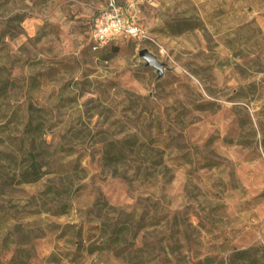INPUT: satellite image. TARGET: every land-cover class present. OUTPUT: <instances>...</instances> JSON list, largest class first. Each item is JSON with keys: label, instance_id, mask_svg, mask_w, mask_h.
<instances>
[{"label": "rangeland", "instance_id": "rangeland-1", "mask_svg": "<svg viewBox=\"0 0 264 264\" xmlns=\"http://www.w3.org/2000/svg\"><path fill=\"white\" fill-rule=\"evenodd\" d=\"M109 1L0 0V264H73L63 254L95 225L115 245L78 264H228L264 248V0H112L134 34L95 48ZM182 21L195 28L172 34ZM30 106L48 111L33 141ZM111 139L168 145L167 171L136 148L102 168ZM32 163L40 178L17 184Z\"/></svg>", "mask_w": 264, "mask_h": 264}, {"label": "trees", "instance_id": "trees-1", "mask_svg": "<svg viewBox=\"0 0 264 264\" xmlns=\"http://www.w3.org/2000/svg\"><path fill=\"white\" fill-rule=\"evenodd\" d=\"M172 34L180 35L190 29L195 28V25L188 23L187 21H182L171 27ZM48 114L47 110L44 109H34L32 106L29 107V118L27 123L24 125L23 128V137L28 141H33L34 139L38 138L44 131L45 124H46V116ZM137 149L136 151L138 153H141L143 155H149V153L156 154V157H158V164L157 166L162 167V155L167 150L168 145H165V147L161 149H157L154 147H151L150 145L136 141V139H111L108 141H105L103 145L101 146V149L99 151H96L97 154H99V160L100 165L102 168H111L116 167L120 165L126 164L128 161H130L132 158L133 150ZM79 160L80 158L75 161L74 170L76 171L79 166ZM210 165V164H209ZM164 170L165 167H162ZM167 171V170H166ZM40 178V175L38 173V169L36 166L32 163L30 167L27 168V170H24L21 174L19 179L16 181L17 184L21 183H34ZM134 219L132 215H125L124 222L121 223L125 229L126 225L128 223H133ZM134 226H137V223H133ZM102 226L104 225H95L89 229V236L86 238L85 242H82L80 240L81 236V226H79V229L77 231L76 237L77 241L75 243L71 242L74 246V252L73 253H65L63 254V259H67L70 263L78 264L82 261V252H84L86 255H92L94 253H100L105 250H109L113 245H115L114 241L116 239L112 240V237L117 236V231L115 230V227L112 228L109 231V239H105V241L98 243V238L93 239L96 237V234L102 233ZM123 227V228H124ZM76 228V225H65L62 228V231L60 234L56 237L57 239L63 238V236L66 235L67 232L74 230ZM135 236V235H134ZM136 237V236H135ZM134 237V238H135ZM87 244V245H84ZM120 253H117L115 251L114 255L119 256ZM228 264H264V248L256 247V248H249L242 251H235L232 253V255L229 258Z\"/></svg>", "mask_w": 264, "mask_h": 264}, {"label": "built area", "instance_id": "built-area-1", "mask_svg": "<svg viewBox=\"0 0 264 264\" xmlns=\"http://www.w3.org/2000/svg\"><path fill=\"white\" fill-rule=\"evenodd\" d=\"M132 34H134L133 26L124 11L112 0L92 21L91 40L95 48L116 37H129Z\"/></svg>", "mask_w": 264, "mask_h": 264}, {"label": "water", "instance_id": "water-1", "mask_svg": "<svg viewBox=\"0 0 264 264\" xmlns=\"http://www.w3.org/2000/svg\"><path fill=\"white\" fill-rule=\"evenodd\" d=\"M139 57L145 62V67L155 70L157 74V80L163 76V71L166 69V66L162 63H159L153 55L148 53L146 50H142L139 52Z\"/></svg>", "mask_w": 264, "mask_h": 264}]
</instances>
